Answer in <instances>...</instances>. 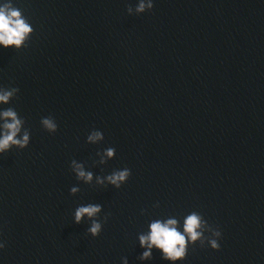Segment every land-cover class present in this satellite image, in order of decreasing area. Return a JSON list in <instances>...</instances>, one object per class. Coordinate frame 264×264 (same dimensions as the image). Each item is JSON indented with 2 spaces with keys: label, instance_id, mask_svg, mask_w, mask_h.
Returning <instances> with one entry per match:
<instances>
[{
  "label": "water",
  "instance_id": "obj_1",
  "mask_svg": "<svg viewBox=\"0 0 264 264\" xmlns=\"http://www.w3.org/2000/svg\"><path fill=\"white\" fill-rule=\"evenodd\" d=\"M149 2L0 0V264H264V0ZM170 220L182 260L140 244Z\"/></svg>",
  "mask_w": 264,
  "mask_h": 264
},
{
  "label": "clouds",
  "instance_id": "obj_2",
  "mask_svg": "<svg viewBox=\"0 0 264 264\" xmlns=\"http://www.w3.org/2000/svg\"><path fill=\"white\" fill-rule=\"evenodd\" d=\"M153 7L152 0H150L148 4V8L151 9ZM145 5L143 3L140 4L138 11H143ZM21 13L19 10L13 9L6 13L3 8H0V42H3L5 45L15 43L19 45L25 33L29 32L31 29L24 22L23 19L20 18ZM18 89H13V91ZM12 95V92H6L3 95H0V101H7L8 97ZM4 116L13 117L14 122L6 124L5 127L10 129V133L6 134L3 139H0V152L9 148L11 144H19L23 148L25 144H28V136L27 134L24 136L23 140L14 139L16 132L19 130V121L15 120V113L12 110L5 111ZM43 125L50 130V132H55L57 130V125L52 122V120L48 118L42 119ZM96 135H99L98 133ZM93 137H89L92 139ZM81 175L83 173L81 172ZM130 175V170H125L124 172H120L118 175L111 177L112 183L117 184L118 181L124 180L126 177ZM100 211L99 205H89L85 207H79L75 212V222L79 223L82 217L85 214L88 217H93L97 212ZM175 221H168L167 225H162L159 222L153 223L151 225V233L149 236H141L140 244L143 246L147 244L148 248L151 249L153 245L157 246L159 249L163 250V258L170 261L182 260L185 258V245L186 239L185 236L178 232L174 227H169L168 225H174ZM200 226L197 215L193 214L188 217L185 225V231L190 234V239L195 241L197 237L200 235L196 231V229ZM93 236H96L101 231V224L97 222H93L92 227L89 229ZM216 236L220 237V231L215 233ZM211 247L213 249H218L220 247L217 240H211ZM0 247H3L0 244ZM149 252H144L142 259L144 257H149Z\"/></svg>",
  "mask_w": 264,
  "mask_h": 264
}]
</instances>
